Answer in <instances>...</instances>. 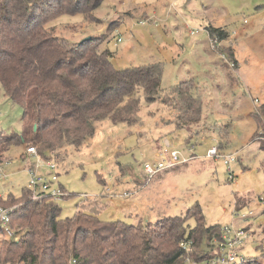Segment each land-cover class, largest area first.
Returning <instances> with one entry per match:
<instances>
[{
    "label": "rangeland",
    "instance_id": "obj_1",
    "mask_svg": "<svg viewBox=\"0 0 264 264\" xmlns=\"http://www.w3.org/2000/svg\"><path fill=\"white\" fill-rule=\"evenodd\" d=\"M125 8H131L133 17L125 11L113 18L115 9ZM94 15L103 21L90 22L83 14L63 15L49 27L57 37L76 43L105 36L101 48L112 53L111 61L118 70L161 63L163 90L177 84L180 71L189 66L191 77L209 91L198 52L192 47L201 39L210 43L205 28L217 23L239 43L243 52L238 57L239 72L247 76L252 89L241 86L235 95L216 98L215 105L219 103L221 108L213 103L188 131L171 130L177 112L167 96L164 103L144 105L142 123L136 126L113 125L108 120L97 123L93 138L79 149L69 147L59 152L61 162L55 159L60 183L73 195L58 202L61 217L72 218L85 209L105 222L145 225L165 217H186L198 204L207 226L250 228L256 238L247 241L244 253L264 264L260 248L264 243V115L260 114L264 105V2L105 0ZM193 86L199 93L194 82ZM256 110L259 117L252 114ZM207 126L210 131H205ZM22 130L23 110L8 99L0 83V134L10 136ZM29 146H15L4 155L1 195L20 197L28 187L27 170L36 163L25 154ZM214 147L219 152L222 149V156L235 158L230 168L223 158L208 156ZM173 152L178 154L177 166L153 178L146 174V163L169 165ZM237 197L249 200L242 210L235 209ZM194 224L189 221V225Z\"/></svg>",
    "mask_w": 264,
    "mask_h": 264
},
{
    "label": "trees",
    "instance_id": "obj_2",
    "mask_svg": "<svg viewBox=\"0 0 264 264\" xmlns=\"http://www.w3.org/2000/svg\"><path fill=\"white\" fill-rule=\"evenodd\" d=\"M104 1L0 0V83L23 110L22 132L0 134V163L22 144L38 146L43 158L61 162L59 152L82 147L96 134L97 123L136 126L142 123V107L164 103L165 96L177 112V130L201 121L203 105L193 81L163 90L161 63L118 70L112 53L101 48L105 36L76 43L57 37L49 27L63 15L83 14L97 22L94 13ZM210 34L220 41L228 37L221 29L211 28ZM228 57L233 59L231 52ZM235 201L236 210L248 205L241 198ZM0 206L15 207L13 225L25 230L19 241L3 244L0 264H185L183 241H193L192 256L202 260L220 231V226L205 224L198 204L186 217L145 225L105 222L85 209L64 219L58 202L35 199L28 187L20 197L0 196ZM256 259L250 257L247 264H257Z\"/></svg>",
    "mask_w": 264,
    "mask_h": 264
},
{
    "label": "built area",
    "instance_id": "obj_3",
    "mask_svg": "<svg viewBox=\"0 0 264 264\" xmlns=\"http://www.w3.org/2000/svg\"><path fill=\"white\" fill-rule=\"evenodd\" d=\"M192 34H194V32H192ZM212 44L217 48L220 44V40L218 38L212 39ZM231 66L234 67V64L231 63ZM261 135H263V132ZM218 149L217 147L212 148L208 156L210 158H223L225 165L230 168L235 158L233 156H222L219 154L220 152ZM25 154L26 156H32L36 160V163L27 170L30 177L28 189L32 191L33 197L38 199L44 196L56 202L65 199L69 194L60 183L58 163L53 159L43 158L39 153L38 146H29ZM170 160L171 162L169 165L163 162H158V164L155 165L146 163V174L153 178L159 173L177 166L179 164L178 154L173 152ZM1 172H3L2 169ZM3 177L6 176L3 175ZM15 209V207L7 208L0 206V248L5 242L19 241L22 236V230L13 225V214ZM252 238L256 237L248 230L236 228L235 225L220 227L219 235L214 238L209 255L202 260H197L192 256L193 241H183L180 247L186 254L185 264H247L250 261V257L244 253V248L247 245V241ZM261 244L264 250V243Z\"/></svg>",
    "mask_w": 264,
    "mask_h": 264
},
{
    "label": "crops",
    "instance_id": "obj_4",
    "mask_svg": "<svg viewBox=\"0 0 264 264\" xmlns=\"http://www.w3.org/2000/svg\"><path fill=\"white\" fill-rule=\"evenodd\" d=\"M262 2H264V0H262ZM129 10H131V8H125V9H123V11H119V10L117 11L115 9L114 10L115 15H113V18H115L117 15H119L121 13H125V11H127L126 14H129V16L133 17V15L129 12ZM96 18L99 19L101 22L103 21L98 17H96ZM118 24L119 23H117V25ZM117 25H115V26H117ZM221 26L222 25H217V23H210V25H208V27L205 28V30L207 31V33L209 35L210 43L207 42V40H205V39H201L197 43H195L192 47L193 52L194 51L198 52V62L202 66V72H203L202 75L205 78L204 79L205 83H206V85H208V87H210L209 91L204 90L205 85L202 86L201 84H197L195 82V80L193 79V75L191 77V74H193V69L189 70L188 69L189 66H187L186 69H183L182 71H180L179 81L177 83V84H179L182 82L193 81L197 85V88L200 91H199V93L198 92L196 93V89H195V94L202 102L203 117H205V110H207L208 107H211L213 105V103H214V106H217V105H215V102H214L216 98H218L220 100H224L229 95H232V94L235 95V91H236L237 87L242 86L243 88L246 87L248 89H252V87L247 83V76L244 74L242 75L239 72L240 64H239L238 57L241 53H243V52H241V48L239 46V43L237 42L236 38L233 36V33L228 31L227 28H222ZM104 28L105 27L101 28L100 32L104 31ZM211 28L221 29L228 35V37L226 38L227 40L224 39V40L220 41V44L217 47L218 49L212 48L213 46H212L211 41L214 37H212L210 34ZM213 49H215L216 51H213ZM229 52L232 53L233 59H230V57H228ZM231 63L235 64L234 68L231 67ZM188 64L190 65V63H188ZM232 72H236V74L233 75ZM196 75L198 76L199 73H197ZM177 84H175V85H177ZM207 97H208V99H207ZM218 105L219 106H217V107L221 108L219 103H218ZM263 107H264V105L261 107L260 113L263 111ZM252 114L253 115L258 114L257 110L253 111ZM172 125H173V127L171 130L172 131L175 130V132H177L178 130L176 128V124L174 123V120H172ZM190 128H192V127H190ZM183 130L188 131V129H183ZM210 130H211V128L209 126H207V129H205V131H210ZM256 135L254 136V140L256 138ZM201 137H198V138H201ZM219 147H222V149H223V144H221ZM222 149H221V151H222ZM0 196L5 197V195H1V194H0ZM237 198H241V199L247 201V204H249L248 199H246L244 197H237Z\"/></svg>",
    "mask_w": 264,
    "mask_h": 264
},
{
    "label": "water",
    "instance_id": "obj_5",
    "mask_svg": "<svg viewBox=\"0 0 264 264\" xmlns=\"http://www.w3.org/2000/svg\"><path fill=\"white\" fill-rule=\"evenodd\" d=\"M87 39H91V38L89 37V38H87Z\"/></svg>",
    "mask_w": 264,
    "mask_h": 264
}]
</instances>
